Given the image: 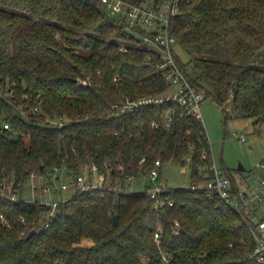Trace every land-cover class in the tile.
Wrapping results in <instances>:
<instances>
[{
    "label": "trees",
    "instance_id": "16d2710c",
    "mask_svg": "<svg viewBox=\"0 0 264 264\" xmlns=\"http://www.w3.org/2000/svg\"><path fill=\"white\" fill-rule=\"evenodd\" d=\"M170 32L193 83L206 89L210 81L221 105L231 100L239 115L264 124V0H179ZM162 61L100 0H0V119L13 126L0 125V264H259L249 255L252 233L217 192L170 187L156 205L150 186L107 183L110 174L126 185L155 159L183 163L188 154L191 183L213 174L211 142L196 116L173 103L120 114L112 107L167 90ZM92 163L103 169L101 185L70 180L75 191L53 212L17 194L33 174L58 168L70 176Z\"/></svg>",
    "mask_w": 264,
    "mask_h": 264
},
{
    "label": "built area",
    "instance_id": "2783aa9c",
    "mask_svg": "<svg viewBox=\"0 0 264 264\" xmlns=\"http://www.w3.org/2000/svg\"><path fill=\"white\" fill-rule=\"evenodd\" d=\"M100 3L109 14L123 20L125 29L132 33V35L139 37L141 43L149 48H156L161 53L163 61L157 63L156 66L165 73L169 82V88L161 93L137 99L128 97L124 102L114 103L112 107L115 113L131 112L140 105L173 103L182 107L183 114H192L203 121L202 103L207 95V91L190 80L185 70L177 61L173 50L176 39L170 32V24L172 16L179 10V0H161L160 2L143 0L139 3H133L128 0H100ZM120 48L125 49L123 46ZM114 79L118 80L119 76L116 75ZM80 82L85 85L89 84V77L82 78ZM174 84L177 85V88L172 91L171 86ZM33 110L41 111L42 109L40 105H36ZM18 111L26 117L25 111L21 108ZM172 116L173 109L169 108L165 112L164 123L166 125L171 124ZM51 120L55 124L62 122L60 118ZM152 123L155 126L159 125L156 121ZM0 125L6 132L13 131V126L9 120L1 118ZM240 138L245 140L246 136L241 134ZM207 156L208 153L204 151L202 157L205 158ZM144 160L145 157H142L141 161ZM161 165V159H155L154 167L148 172L152 179L156 180L160 177ZM104 166L108 170L112 167L109 162H106ZM117 168L123 169V165L119 164ZM90 169L92 171L91 178L82 173H76L72 176L75 184L82 189L101 185L100 174L103 169L97 163H92ZM55 171H58V168H55ZM212 171L213 174L207 179L206 185L199 186L197 182H193L190 187L192 189L205 187L213 192H217L222 202L241 216L254 238V244L249 250V255L257 263L264 264V212L261 213L262 208H264V158L252 169L241 170V175L246 179H242L241 175L237 177L234 172L233 174L227 173L223 167L216 163L214 155ZM245 171L248 172L247 175H245ZM132 177L133 175H127L125 179L130 181ZM69 182L62 183L60 188L63 190L67 189ZM107 183L109 182L107 181ZM109 184L114 186V188H121L122 186L127 188L122 183L116 184L114 180ZM169 188L170 186L167 183L161 181L149 187L151 196L157 200L156 205L165 204L166 200L161 194L168 191ZM45 190L52 191V187L46 186ZM8 196L11 200L18 198L16 193ZM49 204L53 212L57 208L59 201H52Z\"/></svg>",
    "mask_w": 264,
    "mask_h": 264
},
{
    "label": "rangeland",
    "instance_id": "374dc122",
    "mask_svg": "<svg viewBox=\"0 0 264 264\" xmlns=\"http://www.w3.org/2000/svg\"><path fill=\"white\" fill-rule=\"evenodd\" d=\"M174 48L183 59H187L182 47L175 45ZM203 85L208 92L202 103L203 122L211 142L214 159L219 166L231 168L234 174L239 177L241 175V170L237 169L239 162H242L245 168L250 170L264 158V124L263 122L254 123L252 117L239 115L231 100H228L225 106L221 105L215 98L214 85L208 80H203ZM176 88L177 85L175 84L171 86L172 91ZM241 134L246 136L245 140L240 138ZM59 170L53 172L52 176L38 173L29 177L17 194L23 199L45 203L71 197L75 191V186L70 180H72L71 176L76 173L71 171L70 176H67V169L65 174L60 173ZM58 173L59 178L56 177ZM79 173L89 177L92 174L90 165H85ZM191 177V154H188L183 163L169 161L163 164L160 168V177L156 180L152 179L148 173H140L134 175L130 181L127 179L124 181L127 188L138 191L146 186L158 184L160 181L167 183L170 187H189ZM241 178L246 179L243 175ZM69 181L70 186L61 190V184ZM196 182L199 186H204L207 179ZM9 184L8 187L11 186V183ZM75 185L77 186V184ZM46 186H51L52 191H46ZM263 212L264 208H262L261 213Z\"/></svg>",
    "mask_w": 264,
    "mask_h": 264
},
{
    "label": "water",
    "instance_id": "95a60500",
    "mask_svg": "<svg viewBox=\"0 0 264 264\" xmlns=\"http://www.w3.org/2000/svg\"><path fill=\"white\" fill-rule=\"evenodd\" d=\"M237 169H238V170H245L246 168H245V166H244V164H243L242 162H239V165H238ZM247 174H248V172L245 171V175H247ZM34 232H35V229H32V230L28 233L27 238L31 237V236L33 235Z\"/></svg>",
    "mask_w": 264,
    "mask_h": 264
},
{
    "label": "crops",
    "instance_id": "0c3cea01",
    "mask_svg": "<svg viewBox=\"0 0 264 264\" xmlns=\"http://www.w3.org/2000/svg\"><path fill=\"white\" fill-rule=\"evenodd\" d=\"M64 174H65V173H64ZM113 180H114V179H112V177H110V176L107 177V181H108L109 183L113 182ZM114 182H115L116 184H118V185L122 183L121 180H119V179L114 180ZM125 186H126V185H125Z\"/></svg>",
    "mask_w": 264,
    "mask_h": 264
}]
</instances>
